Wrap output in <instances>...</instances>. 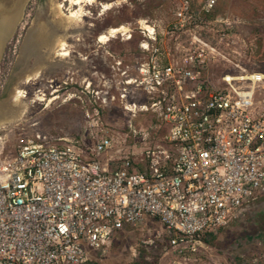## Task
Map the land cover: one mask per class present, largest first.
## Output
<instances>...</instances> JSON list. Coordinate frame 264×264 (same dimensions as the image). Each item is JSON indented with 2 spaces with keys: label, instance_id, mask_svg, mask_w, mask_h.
Segmentation results:
<instances>
[{
  "label": "built area",
  "instance_id": "built-area-1",
  "mask_svg": "<svg viewBox=\"0 0 264 264\" xmlns=\"http://www.w3.org/2000/svg\"><path fill=\"white\" fill-rule=\"evenodd\" d=\"M216 1L194 17L190 0H180L171 31L196 19L200 26ZM139 30L145 55L132 66L116 61L119 95L132 116H157L163 142L141 156L128 151L113 165L101 157L114 147L112 135L92 129L88 145L37 132L0 158V264H82L92 252L104 253L117 232L149 219L186 258L264 195V97L256 96L264 74H225L218 86L207 75L220 54L216 44L193 34L174 50L156 24L141 20ZM119 34L132 37L129 28ZM137 91L147 102L129 101ZM86 117L98 125L99 110ZM128 127L147 138L132 119Z\"/></svg>",
  "mask_w": 264,
  "mask_h": 264
},
{
  "label": "rangeland",
  "instance_id": "rangeland-1",
  "mask_svg": "<svg viewBox=\"0 0 264 264\" xmlns=\"http://www.w3.org/2000/svg\"><path fill=\"white\" fill-rule=\"evenodd\" d=\"M58 1L64 13L79 8L68 0ZM179 1H84L82 26L70 31L67 43L70 56L62 61L61 67L25 82L19 78L24 72L22 67L25 68L20 59L26 37L35 23L53 18L51 0H26L0 56V104L10 103V95L18 85L29 106L20 119L0 130L3 141L0 158L14 155L37 132L56 141L83 138L88 145H93L88 135L92 129L112 135L115 145L101 157L112 158L113 165L128 151L141 156L146 147L163 142L166 128L157 116L152 111H137L132 116L125 111L119 95L122 76L116 61L121 59L123 65L132 66L145 55L139 46L144 38L139 30L141 20L156 24L159 36H164L174 50L187 47L193 34L216 44L220 54L210 61L207 75L218 86L224 85L221 77L225 74H264V0H217L200 26H195L199 21L196 19L187 30L173 32L171 25ZM206 1L190 0L194 17L202 12ZM113 27H123L120 32L131 29L132 37L126 39V35L118 32L108 41L100 42L99 36L109 35ZM32 63L30 60L28 64ZM105 96L108 99L103 103ZM256 96L264 97L263 86L257 88ZM129 101L144 103L147 96L137 91L129 95ZM95 108L100 120L93 126L86 111L93 112ZM130 119L140 132L147 133L146 139L141 133L137 136L130 133ZM82 264H264V195L186 258L170 245V236L161 223L149 219L145 224L126 226L117 232L104 253L92 252Z\"/></svg>",
  "mask_w": 264,
  "mask_h": 264
},
{
  "label": "bare ground",
  "instance_id": "bare-ground-1",
  "mask_svg": "<svg viewBox=\"0 0 264 264\" xmlns=\"http://www.w3.org/2000/svg\"><path fill=\"white\" fill-rule=\"evenodd\" d=\"M68 1L73 5H79V8L71 10L69 13H64V11L62 10V3L58 0H51V13L53 15L52 20L49 22L39 21L35 23V27L29 31L20 59V63L25 66V68L22 67V70L24 69V72L19 78L20 80H23L25 82L34 80L46 72L61 67L62 61L70 56V51L67 48L68 39L69 37H71L70 31L79 30L82 26L80 21V17L83 15L82 3L86 0ZM8 6L11 7L12 5L10 4ZM2 7H0V9ZM2 12L3 11H1V14ZM6 12H4V15H0V40L5 37V35L9 36L11 34L14 27V22L12 20L20 18L22 9H20L19 12L17 11L13 13L12 15L7 14ZM121 30H123V27H113L109 30V35H100L99 41L106 42L110 39L111 36H114ZM57 57H59L60 60L57 61ZM30 60L33 61L31 65L28 64ZM10 96L11 99L9 98V104H0V130L5 125L11 124L14 121L20 119L25 114L29 106L28 102H26L24 98V94L19 89L18 85H15L13 93ZM52 100L53 98L50 99L49 102ZM2 144L3 141L0 138V149L2 147Z\"/></svg>",
  "mask_w": 264,
  "mask_h": 264
},
{
  "label": "flooded vegetation",
  "instance_id": "flooded-vegetation-1",
  "mask_svg": "<svg viewBox=\"0 0 264 264\" xmlns=\"http://www.w3.org/2000/svg\"><path fill=\"white\" fill-rule=\"evenodd\" d=\"M2 1H4V2H2ZM11 0H0V7H2V5H3V7L0 9V15H4L5 13L4 12H6L9 8V10L6 12L7 14H13V13H15V12H19V10L20 9H22L23 8V6H24V3H25V1L26 0H12L11 2H10ZM17 2V3H16ZM9 3V4H8ZM14 3V4H13ZM5 4V5H4ZM12 5L11 7L10 6H8V5ZM17 4H18V7H17ZM14 5V6H13ZM7 8H6V7ZM9 7V8H8ZM14 7V8H13ZM17 7V8H16ZM5 8H6V10H5ZM16 10V11H15ZM1 11H3L2 12V14H1ZM8 12H10V13H8ZM17 20V21H16ZM18 20H19V18L18 19H14V20H12L13 22H14V27H13V29L15 28V26H16V24H17V22H18ZM11 28V27H10ZM12 29V28H11ZM13 31V30H12ZM10 36V35H9ZM9 36L8 35H5V37H3L0 41H3V42H0V56L2 55V53L4 52V48L6 47V43L8 42V38H9Z\"/></svg>",
  "mask_w": 264,
  "mask_h": 264
},
{
  "label": "trees",
  "instance_id": "trees-1",
  "mask_svg": "<svg viewBox=\"0 0 264 264\" xmlns=\"http://www.w3.org/2000/svg\"><path fill=\"white\" fill-rule=\"evenodd\" d=\"M214 234H216V233H209L207 236V238L205 237V240L207 241V242H209L210 241V237H213L214 236Z\"/></svg>",
  "mask_w": 264,
  "mask_h": 264
}]
</instances>
